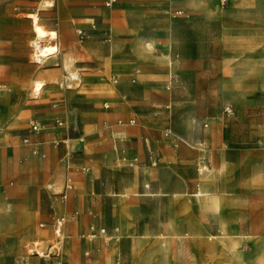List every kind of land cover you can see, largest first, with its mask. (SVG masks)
<instances>
[{"label": "rangeland", "instance_id": "374dc122", "mask_svg": "<svg viewBox=\"0 0 264 264\" xmlns=\"http://www.w3.org/2000/svg\"><path fill=\"white\" fill-rule=\"evenodd\" d=\"M105 1L64 34L57 0H0V264H264V0Z\"/></svg>", "mask_w": 264, "mask_h": 264}, {"label": "crops", "instance_id": "0c3cea01", "mask_svg": "<svg viewBox=\"0 0 264 264\" xmlns=\"http://www.w3.org/2000/svg\"><path fill=\"white\" fill-rule=\"evenodd\" d=\"M35 1H36V6H37V8H36L37 11L36 12H40L41 11L39 9L40 0H35ZM57 1H58V6H57L58 7V11H57V14L54 17L57 18L58 24L54 25V23L50 22V20L45 22V23L43 22L47 29L54 30L53 28H60V30L64 34H69L70 32H74V29L77 28V27H89L90 26L88 20H90V18H91V14H89V13L92 12V9L90 7V3H87V0H80V2H81L80 4H77L76 6H71V7L66 5V3H65L66 0H57ZM44 7H52V5H45ZM99 13L101 15L102 11H99ZM80 31H82V30H80ZM97 48L103 49L101 46H94L90 50V53L93 55L94 59H95V49H97ZM85 49L87 50V48H85ZM86 54H88L87 51H86ZM103 55H104V59H102V61H104V62H98V64L100 66V69L103 68L102 70L108 71L110 69L108 68L107 62H105L107 60V57L105 55V50L104 49H103ZM95 61H96V59H95ZM115 69L118 70V69H122V68H120V67L111 68V70H115ZM18 79H21V78H18ZM35 80L32 82V84H34ZM11 115L12 114L10 113V111L5 112V113H0V123L1 122L4 123V126L7 127V130L5 131L6 133L4 135L0 136L1 141H4V142H5V139L8 138V135L11 134L10 132L13 131V130H11L12 129L11 127H14V126L22 123V117H23L22 115H20V117L16 118L15 120H13L11 118ZM68 143L69 142H67V145H69ZM64 145H66L65 142H64ZM81 145L84 147L83 143ZM31 146H32V149H34V147L36 145L32 144ZM36 147H38V146H36ZM38 149H39V147H38ZM60 153H64L63 148L61 150H58V154H60ZM145 190L146 189L144 188L143 192L145 194L144 195L145 197L151 196L152 192H155V193L158 192V191H154L153 190L149 194H147L148 192L146 191L147 192L146 193ZM71 192L69 193V195L71 194ZM105 192L107 193L109 191H105ZM160 192H162V191H160ZM86 193L89 194L90 190L89 191L87 190ZM107 194H109V193H107ZM107 200H108L109 204L112 203V197H107ZM101 201H102V198L99 197V196H97V197H89V196L87 197V196H85L82 199V201H81V206H87V208H89L88 205L90 204V205H93L95 208H99L100 204H101ZM90 224L91 225L95 224L97 227L98 226L99 227L102 226L97 218H92V221H91ZM83 227H84V221L82 220L81 222L78 223L76 228L77 229H83ZM124 229L125 228L123 226H121L120 234L127 233V229L126 230H124ZM68 237L71 238L72 235H69ZM108 254H110V256ZM102 256L103 257H108V256L110 257L109 258V262L110 263H105V264H114L111 261V259L114 258V255H112V251H110L108 253V251H106L104 249L102 251Z\"/></svg>", "mask_w": 264, "mask_h": 264}, {"label": "bare ground", "instance_id": "6f19581e", "mask_svg": "<svg viewBox=\"0 0 264 264\" xmlns=\"http://www.w3.org/2000/svg\"><path fill=\"white\" fill-rule=\"evenodd\" d=\"M30 18L32 20L37 19L36 14H31ZM35 30V29H34ZM36 33V41L34 42V61L41 63L44 59L49 60L54 57L56 53H58V47L55 45L49 46V45H43L44 39L49 38V40H54L58 38V35L54 31L45 32L41 27H36L35 30ZM72 80L79 79L76 76V73H71V77H69ZM45 87V84L43 81H35L33 84V91L35 95H41ZM60 234V233H59ZM62 244V243H61ZM40 245L37 242H34L32 244V247Z\"/></svg>", "mask_w": 264, "mask_h": 264}, {"label": "built area", "instance_id": "2783aa9c", "mask_svg": "<svg viewBox=\"0 0 264 264\" xmlns=\"http://www.w3.org/2000/svg\"><path fill=\"white\" fill-rule=\"evenodd\" d=\"M117 2V0H106L105 3H106V6L107 7H112L115 3ZM178 15H180L181 13H176ZM82 36H84V33H80ZM107 107H109L108 105H106ZM131 124H134L135 121L134 120H131L130 121ZM59 125L60 126H63L64 127V122L63 121H60L59 122ZM31 130L35 131V132H38L40 131L39 129V126L36 124V123H32L31 124ZM21 141L25 144V145H32L33 142L31 140V138H29L28 136H22L21 137ZM66 144H67V140L64 141ZM58 145V144H57ZM33 152L35 154L39 153V149L38 147H34L33 149ZM85 170H88V169H85ZM73 190V184H72V181L71 179L69 178L66 183H65V186H64V189H63V192L60 194L61 198L63 200H67L68 199V196H69V193ZM66 224V218L65 217H61L57 220L56 222V233L59 234L62 230V227ZM106 230L104 228H99L97 227L95 224H92L89 228V232L87 233V235H84L85 238H89L91 240L97 238L98 236H103L105 238V241L107 243L108 241V238L106 239L105 235H106ZM86 255H90V251H87L85 252Z\"/></svg>", "mask_w": 264, "mask_h": 264}]
</instances>
